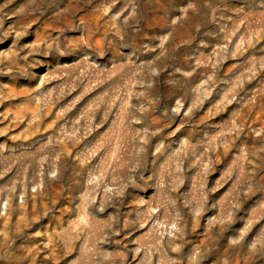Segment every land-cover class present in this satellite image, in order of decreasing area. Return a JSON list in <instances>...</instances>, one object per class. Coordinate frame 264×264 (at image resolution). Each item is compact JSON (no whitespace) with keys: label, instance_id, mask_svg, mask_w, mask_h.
Returning <instances> with one entry per match:
<instances>
[{"label":"rangeland","instance_id":"obj_1","mask_svg":"<svg viewBox=\"0 0 264 264\" xmlns=\"http://www.w3.org/2000/svg\"><path fill=\"white\" fill-rule=\"evenodd\" d=\"M0 264H264V0H0Z\"/></svg>","mask_w":264,"mask_h":264}]
</instances>
